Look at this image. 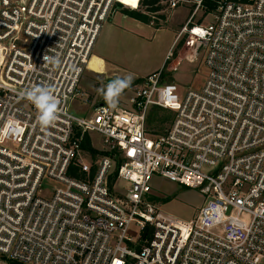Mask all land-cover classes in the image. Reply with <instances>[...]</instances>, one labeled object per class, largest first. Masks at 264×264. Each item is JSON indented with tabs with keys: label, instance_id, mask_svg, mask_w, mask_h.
<instances>
[{
	"label": "built area",
	"instance_id": "obj_1",
	"mask_svg": "<svg viewBox=\"0 0 264 264\" xmlns=\"http://www.w3.org/2000/svg\"><path fill=\"white\" fill-rule=\"evenodd\" d=\"M132 2L145 10V0ZM116 3L123 6L0 0V257L264 264V0H157L167 11L189 9L178 36L193 41L192 59L203 51L201 88L181 94L162 67L142 79L126 108L102 104L76 117L70 104ZM203 15L207 25L198 23ZM37 85L52 86L61 101L49 128L21 95ZM153 108L173 115L160 135L146 131ZM94 136L103 148L97 163L83 148L87 138L95 150ZM154 178L198 191L203 203L192 220L146 201Z\"/></svg>",
	"mask_w": 264,
	"mask_h": 264
},
{
	"label": "rangeland",
	"instance_id": "obj_2",
	"mask_svg": "<svg viewBox=\"0 0 264 264\" xmlns=\"http://www.w3.org/2000/svg\"><path fill=\"white\" fill-rule=\"evenodd\" d=\"M132 1L121 0L125 8L134 9L136 5ZM118 12L119 9L113 5L94 44L92 55L103 60L104 72L93 73L101 71L102 62L91 56L79 83V96L70 104V113L76 117L89 118L95 106L107 104L99 90L117 77H133L131 87L119 97L116 107L121 108L127 107L133 90L141 84V77L162 67L166 68L164 81L175 84L181 94L189 89L197 90L204 83L206 71L203 66V51L197 52L196 58L192 59L194 43L191 38L182 34L174 41L189 16V9L179 7L167 11L162 7L148 25H136L133 19L122 14L110 20ZM159 16L164 17L161 19ZM204 17L205 15L198 23L207 25L210 20H204ZM168 52L171 53V58L166 63ZM174 67V71L170 70ZM138 81L140 82L137 83ZM172 118L173 115L168 112L151 109L147 116L146 131L160 135L169 126ZM92 142V147L98 153L90 162L97 163L102 158L99 152L103 148L97 136L93 137ZM49 185L47 188H51L52 184ZM146 201L155 205L158 210L183 221L192 220L203 203L196 189L178 187L157 178L151 181ZM0 264L14 263L0 257Z\"/></svg>",
	"mask_w": 264,
	"mask_h": 264
},
{
	"label": "clouds",
	"instance_id": "obj_3",
	"mask_svg": "<svg viewBox=\"0 0 264 264\" xmlns=\"http://www.w3.org/2000/svg\"><path fill=\"white\" fill-rule=\"evenodd\" d=\"M44 61L53 65H59L58 57L44 56ZM133 77L127 75L124 77H117L111 80L107 85L99 91L102 93L104 100L111 107H116L119 97L124 91L131 87ZM21 95L24 99L34 105L37 110V123L41 128H49L54 125L58 119L60 112V99L55 95L54 89L50 85H37L25 89Z\"/></svg>",
	"mask_w": 264,
	"mask_h": 264
},
{
	"label": "trees",
	"instance_id": "obj_4",
	"mask_svg": "<svg viewBox=\"0 0 264 264\" xmlns=\"http://www.w3.org/2000/svg\"><path fill=\"white\" fill-rule=\"evenodd\" d=\"M146 8L145 10L142 12L140 10H134V9H129V8H125L124 6H122L121 4L116 3L115 7L117 9H119V11L133 19L136 20L140 23H143L145 25H148L152 18L148 15V13L152 14V13H158L161 9V6L157 5V0H145L144 4H143ZM161 19H163L164 16H159ZM140 81H138L137 83H139ZM156 109V108H153ZM84 149H86L87 151H90V154H92L93 156H95L97 153L95 150L91 149L89 140L86 138L84 146Z\"/></svg>",
	"mask_w": 264,
	"mask_h": 264
},
{
	"label": "crops",
	"instance_id": "obj_5",
	"mask_svg": "<svg viewBox=\"0 0 264 264\" xmlns=\"http://www.w3.org/2000/svg\"><path fill=\"white\" fill-rule=\"evenodd\" d=\"M122 13L121 12H118V13H115L111 18H110V20L114 17V19L116 18V17H118V16H120ZM123 15V14H122ZM135 22H136V25H138V24H143V23H140V22H138V21H136V20H134ZM111 22V21H110ZM100 34V33H99ZM177 37H178V34H177V36L175 37V39H174V41H176V39H177ZM168 54V53H167ZM92 56H94V57H96L97 59H99L101 62H102V66H101V71L100 72H93V73H95V74H103V72H104V62H103V60L100 58V57H98V56H96V55H92ZM90 72H92V71H90ZM154 72H156L155 70H153V71H151V72H149V73H146L145 75H143L141 78H144V77H146L147 75H149V74H151V73H154Z\"/></svg>",
	"mask_w": 264,
	"mask_h": 264
},
{
	"label": "water",
	"instance_id": "obj_6",
	"mask_svg": "<svg viewBox=\"0 0 264 264\" xmlns=\"http://www.w3.org/2000/svg\"><path fill=\"white\" fill-rule=\"evenodd\" d=\"M102 104H99V105H97L96 107H99V106H101Z\"/></svg>",
	"mask_w": 264,
	"mask_h": 264
}]
</instances>
